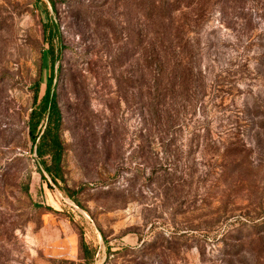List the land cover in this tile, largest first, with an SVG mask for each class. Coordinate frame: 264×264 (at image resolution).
I'll return each mask as SVG.
<instances>
[{"label":"rangeland","instance_id":"rangeland-1","mask_svg":"<svg viewBox=\"0 0 264 264\" xmlns=\"http://www.w3.org/2000/svg\"><path fill=\"white\" fill-rule=\"evenodd\" d=\"M85 263L264 264V0H0V264Z\"/></svg>","mask_w":264,"mask_h":264},{"label":"trees","instance_id":"trees-1","mask_svg":"<svg viewBox=\"0 0 264 264\" xmlns=\"http://www.w3.org/2000/svg\"><path fill=\"white\" fill-rule=\"evenodd\" d=\"M46 28L47 30H45ZM55 31L56 28L53 23L48 27L44 26V34L47 36V41L49 42L51 70L41 99L38 103H35L30 110L27 127L29 139L32 146L35 147V153L38 157L41 170L57 184L62 178L60 161L63 153V145L59 136L61 115L55 100V91L53 89V67L57 56L52 44ZM36 95L37 88H35L34 100L36 99ZM39 126L40 129H38ZM61 188H63L64 192L70 196L74 193V190H71L68 187ZM80 248L87 263V259L91 256L92 252L89 250L88 245L82 237L80 238Z\"/></svg>","mask_w":264,"mask_h":264}]
</instances>
